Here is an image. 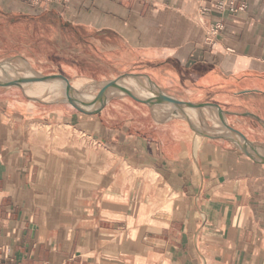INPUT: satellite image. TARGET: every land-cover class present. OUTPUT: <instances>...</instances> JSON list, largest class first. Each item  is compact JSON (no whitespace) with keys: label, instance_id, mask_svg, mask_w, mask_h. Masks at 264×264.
Returning <instances> with one entry per match:
<instances>
[{"label":"crops","instance_id":"1","mask_svg":"<svg viewBox=\"0 0 264 264\" xmlns=\"http://www.w3.org/2000/svg\"><path fill=\"white\" fill-rule=\"evenodd\" d=\"M6 59L69 84L137 75L109 92L207 104L227 134L134 97L0 87V264H264V0H0Z\"/></svg>","mask_w":264,"mask_h":264},{"label":"rangeland","instance_id":"2","mask_svg":"<svg viewBox=\"0 0 264 264\" xmlns=\"http://www.w3.org/2000/svg\"><path fill=\"white\" fill-rule=\"evenodd\" d=\"M14 60H16V59H6V60L0 61V79L8 78L10 76L9 79L16 81L17 85H22L23 87L29 86L30 91L33 93V95L37 96L39 98H34V97L28 96L26 94V92L21 87L16 86L13 83L0 85V87H10L12 90L20 92L21 94L25 95L28 99H31V100H39V101L49 102V101H62L64 99H68V100H75L76 99L75 95H73V94L55 92V88L59 87L60 85L71 86L73 82L71 84H69L67 81L68 84H66L62 79H59L57 77H52V76L40 74L34 68L33 69L36 72H38L40 75H37V73L33 72L31 74V77H30V74L27 73L28 70H26V68L23 66V64H21L17 61H14ZM23 72H25V73H23ZM124 77H127V76H122L119 79L124 78ZM31 78L34 79L35 81H37V83H39L41 86H43L44 90L40 91L36 88L34 89V87L31 86L32 85V79ZM56 78H57V80H55L53 82L49 81V80L56 79ZM91 83L93 84V89L90 90L88 93L83 95L88 100L95 101L97 103H103V102H106L108 99H111L112 97L129 98V97L133 96L135 99L139 100L141 104L145 105L151 111L153 116L155 118H157L158 120H167V119H171V118L177 119L179 121V123H181L183 125L184 128L197 133L199 137L207 136V135H205V132H204L205 130H207L209 133H211L213 135H219V134H223V133L227 134V132H226L227 131V125L225 124V121L221 119V117H220L221 114L214 112V111L213 112L209 111L208 109H202L203 107H209V105H207V104H202V105L197 106V105H193V104H189V103H184L182 106L176 107V106H173V105L167 103L169 105V107L171 108L170 109L165 105L166 102H163L161 99H158L159 101L150 102V101L141 99L139 96L133 95V94L128 93V92H124V94H121V95L112 96L115 93V91L110 92V93H109V91H107V93L104 92L103 95L101 96V98H97V95H98L100 89L103 88L109 82H105V83L91 82ZM120 84L124 85L125 89L119 85L118 86L120 88H118V89L121 91H127L129 88H131L136 83L132 79H126L125 81L121 82ZM52 90H54V91H52ZM49 94H54V95L64 94L65 97L62 99L52 98L49 96ZM164 96L174 98L173 96H170L167 94H164ZM152 100H154V99H152ZM63 103H66L70 106H77L78 105L77 103H73V102H64L63 101ZM154 104H155L156 109L158 111L153 106ZM170 113H175L176 116L171 115ZM177 114H178V116H177ZM236 139H237V141L244 144V142L241 141L240 139H238V138H236Z\"/></svg>","mask_w":264,"mask_h":264},{"label":"bare ground","instance_id":"3","mask_svg":"<svg viewBox=\"0 0 264 264\" xmlns=\"http://www.w3.org/2000/svg\"><path fill=\"white\" fill-rule=\"evenodd\" d=\"M20 63H22L21 61H19ZM24 64V63H22ZM27 72V71H26ZM25 73V72H23ZM28 73V72H27ZM22 76V75H21ZM24 76V75H23ZM29 76V75H28ZM10 77V76H9ZM8 77V78H9ZM26 77V76H25ZM31 77V75H30ZM23 78V77H22ZM26 79V78H25ZM32 79V78H31ZM57 80V79H56ZM28 81V80H27ZM132 83V82H131ZM130 83V84H131ZM119 86L123 87L125 89V86L124 85H121L120 83L118 84ZM32 87H34V89H38L40 91H43L44 90V87L41 86L39 83H37V81H35L34 79H32ZM95 88V87H94ZM27 91L30 93V87L27 86L26 87ZM93 89V84L89 81H86V80H78L76 81L75 83H73L70 87H67L65 85H60L59 87L55 88V92H60V93H69V94H73L75 95V97L81 101L82 103L86 104V105H90V106H93L84 96V94L88 93L90 90ZM110 89L108 88L105 92L107 93V91H109ZM54 91V90H52ZM115 91H121L119 89H115ZM110 93V92H109ZM82 94V95H81ZM48 95V94H47ZM116 95V94H115ZM32 96V95H31ZM50 97L52 98H59V99H62L65 97L64 94L62 95H54V94H49ZM34 97V96H32ZM71 97V96H70ZM34 98H38V97H34ZM73 98V97H72ZM168 108L169 105L166 103L165 104ZM171 109V108H170ZM182 113V112H181ZM207 133V132H206ZM228 134L230 135H234L236 137H238L237 135H235L234 133L232 132H229ZM239 138V137H238ZM240 139V138H239ZM242 141V140H241ZM251 151V149H249ZM252 152V151H251Z\"/></svg>","mask_w":264,"mask_h":264},{"label":"water","instance_id":"4","mask_svg":"<svg viewBox=\"0 0 264 264\" xmlns=\"http://www.w3.org/2000/svg\"><path fill=\"white\" fill-rule=\"evenodd\" d=\"M127 77H138L137 75H128ZM59 79H62L66 84L67 83V80H65L64 78L62 77H59ZM119 79L115 80V81H111L109 82L108 84H106L103 88L100 89L98 95H97V98H101V96L103 95V93L108 89V88H115V89H118L120 88L118 85H117V82H118ZM17 86V85H16ZM133 97V96H132ZM160 99L163 101V102H166L168 104H171L173 106H176V107H180L182 106L184 103L180 102V101H177L173 98H170V97H167V96H160ZM102 106V105H101ZM74 107H77V106H74ZM232 133H234L235 135L237 136H241L239 133H237L236 131H233V130H230ZM246 147V148H245ZM245 148V149H244ZM244 152L247 154V155H251V152L249 150H247V146L246 144L244 143Z\"/></svg>","mask_w":264,"mask_h":264},{"label":"built area","instance_id":"5","mask_svg":"<svg viewBox=\"0 0 264 264\" xmlns=\"http://www.w3.org/2000/svg\"><path fill=\"white\" fill-rule=\"evenodd\" d=\"M221 6H223V5L221 4ZM212 34H214V33H212Z\"/></svg>","mask_w":264,"mask_h":264}]
</instances>
